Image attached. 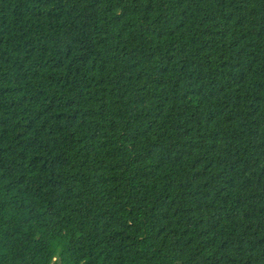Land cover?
<instances>
[{"label":"trees","instance_id":"obj_1","mask_svg":"<svg viewBox=\"0 0 264 264\" xmlns=\"http://www.w3.org/2000/svg\"><path fill=\"white\" fill-rule=\"evenodd\" d=\"M0 264H264V0H0Z\"/></svg>","mask_w":264,"mask_h":264}]
</instances>
